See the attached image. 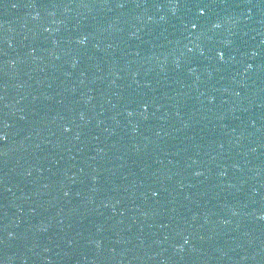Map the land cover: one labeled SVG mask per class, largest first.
I'll return each instance as SVG.
<instances>
[{
	"label": "water",
	"instance_id": "water-1",
	"mask_svg": "<svg viewBox=\"0 0 264 264\" xmlns=\"http://www.w3.org/2000/svg\"><path fill=\"white\" fill-rule=\"evenodd\" d=\"M0 264H237L58 0H0Z\"/></svg>",
	"mask_w": 264,
	"mask_h": 264
}]
</instances>
